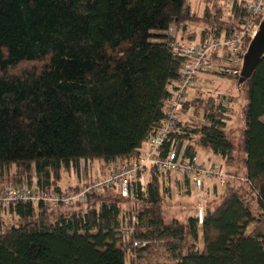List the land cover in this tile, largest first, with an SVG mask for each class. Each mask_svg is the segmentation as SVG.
Returning a JSON list of instances; mask_svg holds the SVG:
<instances>
[{
	"label": "trees",
	"instance_id": "trees-1",
	"mask_svg": "<svg viewBox=\"0 0 264 264\" xmlns=\"http://www.w3.org/2000/svg\"><path fill=\"white\" fill-rule=\"evenodd\" d=\"M240 3L232 2L228 21L221 0H207L201 40L234 31ZM197 16L188 0H0V187L60 191L64 172L82 162L137 160L166 117L185 63L167 32L187 31ZM229 78L245 90L244 171L226 173L202 225L197 212L187 223L164 221L158 209L169 189L162 193L153 171L147 186L143 175L135 183V223L112 195L130 199L116 186L71 213L33 203L1 210L0 264H264V55L242 83L241 75ZM233 101L195 98L204 123L180 120L162 155L177 149L190 158L202 146L234 161L226 131ZM4 212L17 226H5Z\"/></svg>",
	"mask_w": 264,
	"mask_h": 264
},
{
	"label": "built area",
	"instance_id": "built-area-1",
	"mask_svg": "<svg viewBox=\"0 0 264 264\" xmlns=\"http://www.w3.org/2000/svg\"><path fill=\"white\" fill-rule=\"evenodd\" d=\"M238 1L241 5L238 15L235 16V29L230 33L224 31L220 36L212 35L202 41L200 36L199 40H190L188 37L179 38L177 26L172 25L169 28L167 32L170 39L169 45L175 53L185 58V63L174 82V95L165 101L166 117L156 133L149 138L147 151L142 152L137 160L113 163L107 176L76 191L44 190L27 185L0 187V211L9 209L17 203L44 204L51 209L67 210L76 203L88 204L90 197L97 190L113 186L118 188L123 197L133 198L136 202L134 188L138 175H146L151 171L184 176L201 195L205 193L207 180L217 178L224 184L227 174L223 172L221 166H206L199 161L198 156L189 158L183 151L177 149L169 151L165 156L162 155V151L165 142L178 131L179 109L184 104L188 91L194 88L199 73L219 72L227 77L242 74L245 55L264 21V0ZM232 2L234 0L230 1L229 9ZM232 18L234 19L233 15ZM204 95L211 96L218 105H228L229 98L222 94L210 92L205 94L201 90L197 94L198 97ZM241 180L247 181L245 177ZM137 212L134 208L133 223L136 222ZM197 219L199 225H202L204 221L202 206L197 211ZM131 231L132 229H125L124 234H129ZM138 244L136 242L135 246Z\"/></svg>",
	"mask_w": 264,
	"mask_h": 264
},
{
	"label": "rangeland",
	"instance_id": "rangeland-1",
	"mask_svg": "<svg viewBox=\"0 0 264 264\" xmlns=\"http://www.w3.org/2000/svg\"><path fill=\"white\" fill-rule=\"evenodd\" d=\"M230 1L231 0H221V3L225 7V18L228 21L233 20L232 15L230 13ZM192 11L197 13L196 19H192L188 22L189 28L187 31L183 29L178 31L179 38L187 37L188 34L196 33V40H199V36L201 32L206 28V23L204 22L202 16L204 10L207 6V0H188ZM204 91L210 93L222 94L228 98H232L234 101L231 102L229 107V115L231 114V118L228 120V127L226 129L228 137L236 146L235 159L231 163L227 164L223 160L221 156H216L213 151L206 147H198V159L201 163L206 166H212L213 163L221 166L224 173H233L240 175L244 171V146L242 143V128L244 127V119H243V108L245 105V90L243 87L241 88L239 85V80L229 77H223L215 73H199L197 76V81L194 83V88L188 91L184 104L180 107L178 118L181 121L189 122L192 124L195 123H204L203 120V110L200 109L198 114L196 115L194 109L192 107L191 102L197 98V94L199 91ZM203 97H206L204 95ZM144 148H148V144L144 145ZM111 165H107L102 161L95 160L89 163H81V168L79 171L75 172L74 170L68 172L65 171L63 174V179L61 181V185L63 189H69L72 191H76L82 189L77 186L76 189L71 188V186L83 185L85 187L88 184H91L93 181L97 179H101L110 171ZM13 176L15 168L12 170ZM155 173V172H154ZM152 173H147L143 175V183L145 186L149 184L151 181ZM161 190L162 193L169 189L167 193L164 192L163 200L159 207V212L166 223H170L173 220L177 219L183 223H187L189 217L194 216L198 211L199 207L202 206L205 208L209 206L210 202L214 199L220 198L225 190V183L215 178L211 180H207L206 186L204 188V194H200L196 191L191 182L188 181L187 178L177 174H159ZM14 178V177H13ZM70 186V187H69ZM103 191V189L97 190L91 198L96 194ZM112 193V192H111ZM112 195L115 199L119 200L122 204V207L125 212L139 210L141 205L137 202V207H135L134 199L130 198L126 201L120 200L119 196L116 194ZM90 198V199H91ZM252 201V200H251ZM252 206H254L252 202ZM63 209V208H62ZM72 207L69 209H65L67 213L72 212ZM2 219L5 223L6 227L17 226L18 221L17 218L12 216L10 213L4 212L2 214ZM256 225H251L249 227V232L251 229H254ZM187 240L185 243V250L191 243L190 234L187 233ZM202 239L200 238L199 243L201 244ZM161 263H167L165 259H159Z\"/></svg>",
	"mask_w": 264,
	"mask_h": 264
},
{
	"label": "water",
	"instance_id": "water-1",
	"mask_svg": "<svg viewBox=\"0 0 264 264\" xmlns=\"http://www.w3.org/2000/svg\"><path fill=\"white\" fill-rule=\"evenodd\" d=\"M264 55V21L261 24L257 36L254 38L245 55V62L241 74L240 83L251 77L257 65Z\"/></svg>",
	"mask_w": 264,
	"mask_h": 264
},
{
	"label": "crops",
	"instance_id": "crops-1",
	"mask_svg": "<svg viewBox=\"0 0 264 264\" xmlns=\"http://www.w3.org/2000/svg\"><path fill=\"white\" fill-rule=\"evenodd\" d=\"M147 149H148V148H146V149H145V148H143V151H142V152H146V151H147ZM216 156H218V155H216ZM213 165H216V164H214V163H213ZM60 185H61V184H60ZM77 186H78V187H80V188H83V187H82L83 185H80V186H79V185H76V186H71V188H74V189H76V188H77ZM61 187H62V185H61ZM69 187H70V186H69ZM62 189H63V188H62Z\"/></svg>",
	"mask_w": 264,
	"mask_h": 264
}]
</instances>
